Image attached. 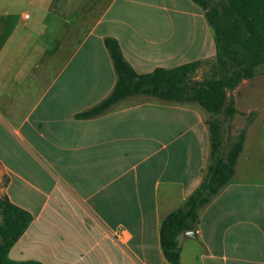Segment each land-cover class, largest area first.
<instances>
[{
    "label": "crops",
    "instance_id": "crops-1",
    "mask_svg": "<svg viewBox=\"0 0 264 264\" xmlns=\"http://www.w3.org/2000/svg\"><path fill=\"white\" fill-rule=\"evenodd\" d=\"M26 1L54 9L49 21L22 14L19 29L15 0H0V198L33 215L9 257L172 264L161 222L206 176L211 114L146 94L97 117L77 114L118 82L107 38L118 40L138 74L213 59L205 10L194 0ZM234 101L237 114L257 112L254 125L261 105ZM251 132L235 175L201 209L196 236L179 235V264H264V130Z\"/></svg>",
    "mask_w": 264,
    "mask_h": 264
},
{
    "label": "trees",
    "instance_id": "trees-1",
    "mask_svg": "<svg viewBox=\"0 0 264 264\" xmlns=\"http://www.w3.org/2000/svg\"><path fill=\"white\" fill-rule=\"evenodd\" d=\"M194 1L205 10L214 30L217 52L213 59L138 74L125 59L118 40L107 38L105 43L118 74V82L107 98L77 114L80 119L97 117L115 103L137 94L179 103H195L211 114L207 121L211 150L206 176L185 204L161 222V247L172 264H179L181 259L179 235L196 229L201 209L222 191L236 173L246 130H241L224 154L222 123L217 116L225 112L233 117L239 112L228 91L234 90L243 80L254 78L257 68L264 65V0H226L221 6L211 5L210 0ZM202 66L208 67L209 75L195 84L191 75ZM0 217V264H44L33 260L16 261L9 257L10 249L29 227L33 215L8 197H2Z\"/></svg>",
    "mask_w": 264,
    "mask_h": 264
},
{
    "label": "rangeland",
    "instance_id": "rangeland-1",
    "mask_svg": "<svg viewBox=\"0 0 264 264\" xmlns=\"http://www.w3.org/2000/svg\"><path fill=\"white\" fill-rule=\"evenodd\" d=\"M226 0H210L211 5L213 6H221L223 2ZM54 8L51 7H38L35 5H29L26 0H15V6L12 8V11L15 15V19L18 28H22V23L20 21V17L24 13H28L32 15L34 18L39 12L40 16L46 18L50 16L48 11H52ZM33 18V19H34ZM50 17H47L49 21ZM32 19L30 20V22ZM47 21V22H48ZM50 27V26H49ZM48 27V28H49ZM7 28V26H6ZM209 75L208 67H201L195 73L191 75L192 79L196 82L199 80H203L207 78ZM237 88V87H236ZM234 89L232 91H228V96L234 97L236 96L238 99L237 106L246 109L252 105H261V116L257 119L256 123L250 127L249 124L254 121L257 117L256 111H251L250 113H241L234 115L233 117H229L225 112H222L217 117L221 120L222 130H223V146L222 152L226 154L231 146V144L236 140L237 136L234 135L235 130L237 132H241V130H252L251 135H253L254 130H264V100L261 99L260 96H264V65H261L257 68V76L255 77V81H247L243 83L241 88ZM255 89L256 93L253 94L250 90ZM258 96V98L256 97ZM235 103V101H234ZM201 108V107H200ZM203 112L208 114L207 110L201 109ZM254 113V115H251ZM211 116V115H210Z\"/></svg>",
    "mask_w": 264,
    "mask_h": 264
},
{
    "label": "water",
    "instance_id": "water-1",
    "mask_svg": "<svg viewBox=\"0 0 264 264\" xmlns=\"http://www.w3.org/2000/svg\"><path fill=\"white\" fill-rule=\"evenodd\" d=\"M197 82L195 81V84ZM187 234L191 235V236H196V232L194 230H191V231H187Z\"/></svg>",
    "mask_w": 264,
    "mask_h": 264
},
{
    "label": "bare ground",
    "instance_id": "bare-ground-1",
    "mask_svg": "<svg viewBox=\"0 0 264 264\" xmlns=\"http://www.w3.org/2000/svg\"><path fill=\"white\" fill-rule=\"evenodd\" d=\"M171 24V23H170ZM158 41V40H157Z\"/></svg>",
    "mask_w": 264,
    "mask_h": 264
},
{
    "label": "built area",
    "instance_id": "built-area-1",
    "mask_svg": "<svg viewBox=\"0 0 264 264\" xmlns=\"http://www.w3.org/2000/svg\"><path fill=\"white\" fill-rule=\"evenodd\" d=\"M28 16V15H27Z\"/></svg>",
    "mask_w": 264,
    "mask_h": 264
}]
</instances>
